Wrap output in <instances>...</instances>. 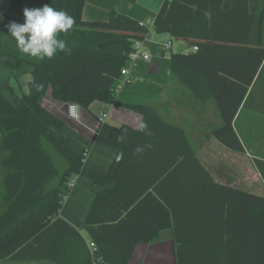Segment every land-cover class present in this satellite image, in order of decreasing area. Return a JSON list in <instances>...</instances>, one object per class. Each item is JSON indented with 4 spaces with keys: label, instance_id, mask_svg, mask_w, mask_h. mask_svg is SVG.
Returning a JSON list of instances; mask_svg holds the SVG:
<instances>
[{
    "label": "trees",
    "instance_id": "trees-1",
    "mask_svg": "<svg viewBox=\"0 0 264 264\" xmlns=\"http://www.w3.org/2000/svg\"><path fill=\"white\" fill-rule=\"evenodd\" d=\"M223 2L163 0L152 27L185 40L187 51H170V74L199 103L215 105L222 123L210 135L243 152L233 126L239 108L264 114V0L255 12L248 0L228 9ZM14 3L22 4L19 14L50 4L75 23L61 34L70 54L15 56L33 66L29 90L16 105L0 93V262L126 264L139 242L170 228L175 264H264V196L216 183L181 127L144 103L111 96L133 42L149 28L114 9L105 20H86L85 0H0V40ZM48 93L81 107L95 100L125 106L142 115L147 130L99 119L86 145L98 142L116 153L105 174L91 170L82 152L50 130L64 123L43 105ZM142 159L162 161L149 179L136 170ZM254 163L264 179V159ZM77 175L112 182L95 194L81 228L59 216Z\"/></svg>",
    "mask_w": 264,
    "mask_h": 264
},
{
    "label": "crops",
    "instance_id": "crops-1",
    "mask_svg": "<svg viewBox=\"0 0 264 264\" xmlns=\"http://www.w3.org/2000/svg\"><path fill=\"white\" fill-rule=\"evenodd\" d=\"M162 1L85 0L82 17L86 20H105L110 10L114 9L121 10L119 12L137 20H146L155 16ZM234 2L235 0H224L223 9H228ZM259 2L260 0H248L249 11H257ZM21 7V3H14L11 6L7 25L11 21L24 22L23 13L15 11ZM7 32L8 29L0 40V93L16 105L19 96L29 90L33 66L16 61L15 56H19L21 51L14 38ZM146 35L148 33L145 34L144 43L149 53L150 44L158 43L161 46L159 49L161 56H157L154 64L144 72L139 71L131 62L127 67L134 81L124 85L123 78L119 77L113 86L117 87V90H111L112 98L121 102L144 103L152 107L166 122L181 127L194 150L196 159L216 183L264 196V179L254 163L255 158L264 159V114L239 108L233 126L243 142L244 151L237 152L223 146L209 133L212 127L222 123L213 102L199 103L188 88L170 74V51L175 43H186L185 40L172 37L168 33L156 32L158 39L146 41ZM165 42L170 44L168 55L164 49ZM138 78H144V81L136 83ZM64 104L55 100L49 93L43 99V105L64 123L62 126H51L50 130L62 137L72 148L84 154L87 168L105 174L115 156V149L98 142L86 145L87 138L94 132L97 121L101 119L114 126L127 125L137 129L141 126L142 115L122 105L95 100L87 107L79 106V118L74 120L63 112ZM166 142L169 144V141ZM160 165H162L160 160L150 163L142 159L139 160L136 170L144 173L145 179H149L153 173L155 174V168ZM111 186V181L96 183L84 175L75 176L59 216L72 226L81 228L95 194ZM163 187L165 194H168L169 180ZM126 264H175L172 230L163 229L156 238L139 242Z\"/></svg>",
    "mask_w": 264,
    "mask_h": 264
},
{
    "label": "clouds",
    "instance_id": "clouds-1",
    "mask_svg": "<svg viewBox=\"0 0 264 264\" xmlns=\"http://www.w3.org/2000/svg\"><path fill=\"white\" fill-rule=\"evenodd\" d=\"M23 16V23L11 21L6 26L7 33L14 38L21 53L38 60L51 59L58 52L70 54L71 49L61 36L72 29L75 23L70 14L45 4L43 7H25ZM140 130L146 131L147 125L142 124Z\"/></svg>",
    "mask_w": 264,
    "mask_h": 264
},
{
    "label": "built area",
    "instance_id": "built-area-1",
    "mask_svg": "<svg viewBox=\"0 0 264 264\" xmlns=\"http://www.w3.org/2000/svg\"><path fill=\"white\" fill-rule=\"evenodd\" d=\"M139 25L147 26L148 28H153L152 27L153 26V18H148L146 20H139ZM169 46H170L169 42L164 43L165 49H167ZM196 48L197 47L194 46L193 50H195ZM139 59H142V60H149L150 59V53L145 46L144 38L136 39L133 42L132 49L129 53V62L137 61ZM119 77L123 78V84L124 85H129L134 81L133 76L130 74V70L127 66H124L120 69ZM112 89L117 90V87H112ZM67 116L70 119H74V120L79 118V106H78V104H76L75 102H70L67 104ZM72 181H73V179L70 181V185H72Z\"/></svg>",
    "mask_w": 264,
    "mask_h": 264
},
{
    "label": "rangeland",
    "instance_id": "rangeland-1",
    "mask_svg": "<svg viewBox=\"0 0 264 264\" xmlns=\"http://www.w3.org/2000/svg\"><path fill=\"white\" fill-rule=\"evenodd\" d=\"M119 11H121V10H119ZM122 11H124V10H122ZM147 33H148V35H146V41H150L151 39H154V40L158 39L156 32L153 31L152 28H149ZM160 48H161V46L158 43L150 44V53H151L150 54V60L149 61L137 60V61H133L132 63L136 65V67L139 69V71L144 72L150 65L154 64L157 56H161V52L159 50ZM188 49H189V47H188L187 43L180 42L178 44L175 43L173 45L172 51H187ZM165 52H166V55H168L169 54V48L165 49ZM130 64H131V62H128L127 66H129ZM137 64H139V65H137ZM143 81H144V78H138L136 83H141ZM50 151H52V150H50ZM0 264H49V263H47V262H34V261L27 262V261L9 260V261L0 262Z\"/></svg>",
    "mask_w": 264,
    "mask_h": 264
},
{
    "label": "water",
    "instance_id": "water-1",
    "mask_svg": "<svg viewBox=\"0 0 264 264\" xmlns=\"http://www.w3.org/2000/svg\"><path fill=\"white\" fill-rule=\"evenodd\" d=\"M62 110H63V112H64L65 114H67V103L64 104Z\"/></svg>",
    "mask_w": 264,
    "mask_h": 264
}]
</instances>
